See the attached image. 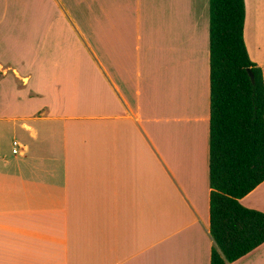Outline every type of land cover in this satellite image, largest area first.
Listing matches in <instances>:
<instances>
[{
  "label": "crops",
  "instance_id": "1",
  "mask_svg": "<svg viewBox=\"0 0 264 264\" xmlns=\"http://www.w3.org/2000/svg\"><path fill=\"white\" fill-rule=\"evenodd\" d=\"M209 141L210 0H0V264H211Z\"/></svg>",
  "mask_w": 264,
  "mask_h": 264
},
{
  "label": "trees",
  "instance_id": "2",
  "mask_svg": "<svg viewBox=\"0 0 264 264\" xmlns=\"http://www.w3.org/2000/svg\"><path fill=\"white\" fill-rule=\"evenodd\" d=\"M245 23V0H210L211 264L264 244V212L240 201L264 182V77L248 53Z\"/></svg>",
  "mask_w": 264,
  "mask_h": 264
},
{
  "label": "water",
  "instance_id": "3",
  "mask_svg": "<svg viewBox=\"0 0 264 264\" xmlns=\"http://www.w3.org/2000/svg\"><path fill=\"white\" fill-rule=\"evenodd\" d=\"M251 76H252V82L255 83V78L252 73H251Z\"/></svg>",
  "mask_w": 264,
  "mask_h": 264
},
{
  "label": "built area",
  "instance_id": "4",
  "mask_svg": "<svg viewBox=\"0 0 264 264\" xmlns=\"http://www.w3.org/2000/svg\"><path fill=\"white\" fill-rule=\"evenodd\" d=\"M15 145H17V143L15 142Z\"/></svg>",
  "mask_w": 264,
  "mask_h": 264
},
{
  "label": "rangeland",
  "instance_id": "5",
  "mask_svg": "<svg viewBox=\"0 0 264 264\" xmlns=\"http://www.w3.org/2000/svg\"><path fill=\"white\" fill-rule=\"evenodd\" d=\"M20 85V83H18Z\"/></svg>",
  "mask_w": 264,
  "mask_h": 264
}]
</instances>
